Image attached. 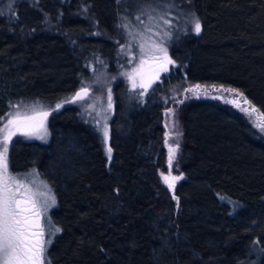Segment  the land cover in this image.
I'll use <instances>...</instances> for the list:
<instances>
[{"label":"trees","instance_id":"1","mask_svg":"<svg viewBox=\"0 0 264 264\" xmlns=\"http://www.w3.org/2000/svg\"><path fill=\"white\" fill-rule=\"evenodd\" d=\"M135 14L171 22L179 67L143 98L115 82L110 164L76 105L51 114L48 142L12 143L13 169L37 168L56 193L49 264H264V135L219 99L165 101L174 87L213 84L264 113V0H14L0 14V118L19 100L74 94L93 58L112 61ZM167 107L184 131L174 192L160 177Z\"/></svg>","mask_w":264,"mask_h":264},{"label":"rangeland","instance_id":"2","mask_svg":"<svg viewBox=\"0 0 264 264\" xmlns=\"http://www.w3.org/2000/svg\"><path fill=\"white\" fill-rule=\"evenodd\" d=\"M13 2L14 0H3V3H6V5L0 8V14L9 13L12 9ZM196 22L197 21H194L193 23L194 30ZM170 24L171 22L168 21L164 15H157L144 19L142 16H139V14H135L133 18L124 19L123 24H121L122 39H120L117 54L112 59V61L110 62L107 59L98 56L93 58L89 63L87 76L83 78L79 88L89 89L90 92L86 99L69 102L73 101L74 94H72L54 103H46L40 100H19L13 102L8 112L0 118V129H3L4 125L7 123V120L10 118V114L14 115L17 111L31 114L32 109L35 108L36 111H46L49 113L46 120L44 121V129H46V131L41 130L39 133L31 136H26L20 132H17L11 137V140L7 145L8 173L10 176L19 180L23 185H26L31 190V193L34 194L33 198L37 201V208L41 213L40 223L44 230L43 239L45 241H50V243H46L45 245V264H49L48 250L52 241L54 240L55 235L59 232V229L54 225L52 220V210L57 206V197L54 188L45 178L40 175L37 168L31 167L28 170L20 172L13 169L14 166L19 167L20 165L19 163L14 164L11 160L10 152L14 139L16 137H22L27 140L48 142L50 140L49 117L51 114L67 105H76L82 118L98 130L101 136L104 153L107 157L108 163L110 164L113 156L110 145V123L114 115L116 104L113 91L114 84L116 81L122 80L134 95L137 94L143 98L148 95V93L157 83H161L164 78L175 72L179 65L170 55L169 45L170 40L173 37ZM160 48L166 49L167 57L170 58L174 63L166 64V61L164 60L165 53L159 51ZM142 60L144 61L143 64L141 63ZM161 63L166 64L167 71L157 70L154 68L157 64ZM130 76L132 79L129 78ZM133 80L136 84L135 87H133ZM142 84L146 85V87H141ZM197 85L200 86V88L196 90V93H198V98L197 94L189 91V89H194ZM221 89L233 88L213 84L188 83L181 88L174 87L170 92V96L165 98V101H168L169 97L179 101L190 98H213L219 99L223 102L234 98L233 94L226 91H221ZM109 96L111 97L110 103ZM243 96L246 97L244 94ZM58 104L61 105L59 108L56 107ZM231 105L233 106V104ZM251 105L254 104L251 103ZM255 108L258 109L256 106ZM237 109L240 110L239 108ZM258 111L259 113H262L259 109ZM243 113L254 125L253 121L257 119L258 114L253 113V115L250 117L245 112ZM105 128L108 131L107 139L104 137ZM164 128L168 168L166 171L160 172V177L162 182L168 186L172 192H174L177 184L184 178L183 173L180 171L178 166H176L181 151V146L184 141V131L182 128V123L177 117L175 108L173 107H167L164 111ZM257 129L264 135V131H261L259 128ZM3 135V131H0V150H2L4 147ZM39 135H43L44 139L38 138ZM177 144L179 147L175 151L171 161V167H169V146L175 147ZM109 148H111L110 158L108 153ZM21 165L24 164L22 163ZM164 177H168V182H165ZM173 177L181 178L173 180ZM170 183L173 185L171 188L169 187ZM49 189L50 192H48ZM23 191V188L19 189L18 198L19 193H22ZM44 194L54 197L55 203L53 204L51 200H48L46 206ZM0 264H4L2 258H0Z\"/></svg>","mask_w":264,"mask_h":264},{"label":"snow or ice","instance_id":"3","mask_svg":"<svg viewBox=\"0 0 264 264\" xmlns=\"http://www.w3.org/2000/svg\"><path fill=\"white\" fill-rule=\"evenodd\" d=\"M167 23V21H166ZM201 30V25L197 21L195 24V31L199 33ZM159 51L165 53L164 60L166 64L174 63L170 58L167 57L166 49L160 48ZM143 60L141 63L143 64ZM163 71H167V67L162 65ZM132 79V77H129ZM135 81L133 80V87H135ZM141 87H146V85H141ZM215 87V86H213ZM200 86H195L194 89H189V91L196 93V90ZM87 89H82L81 92L77 93L73 98L74 100L83 99L87 95ZM221 91H226L233 94L234 98L231 100H226V103H231L233 106L239 108L241 111L245 112L250 117L253 113H257V119L253 121L254 126L264 131V113H259L258 109L243 96L242 93L234 89H221ZM206 94V93H205ZM223 98V97H214ZM111 97L109 96V103ZM247 105V106H245ZM61 105H57L59 108ZM49 115L46 111H36L35 108L32 109L31 114L27 112L21 113L17 111L14 115L10 114V118L4 125L3 129V149L0 150V258L3 259L4 264H45L44 251L46 243L50 241H45L44 230L40 223L41 213L37 208V201L33 198L31 190L23 185L15 177H12L8 173L7 164V152L8 143L11 137L17 132L23 135L31 136L39 133L44 129V121ZM104 137L107 139L108 131L104 129ZM40 139H44L43 135H39ZM179 145L175 147L169 146V167H171V161L175 151L178 149ZM109 158L111 153V148L108 149ZM181 177H173V180L180 179ZM165 182H168V177H164ZM169 187H173L170 183ZM23 188L24 191L19 193V189ZM50 192V189L48 190ZM45 195V205L47 206V201L51 200L55 203L54 197ZM58 231V230H57Z\"/></svg>","mask_w":264,"mask_h":264},{"label":"water","instance_id":"4","mask_svg":"<svg viewBox=\"0 0 264 264\" xmlns=\"http://www.w3.org/2000/svg\"><path fill=\"white\" fill-rule=\"evenodd\" d=\"M162 65H165V66H166L165 63H161V64H157L154 68L157 69V70H161V69H162ZM82 89H87V90H88V91H87V95L84 96L83 99H78V100H76V101H80V100H84V99H86L87 96H88V94H89V92H90L88 88H81V89H78V90L74 93V97L76 96L77 93L81 92ZM74 97H73V98H74Z\"/></svg>","mask_w":264,"mask_h":264}]
</instances>
